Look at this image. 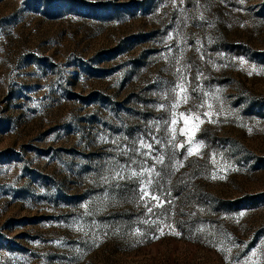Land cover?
Segmentation results:
<instances>
[{"label": "rangeland", "instance_id": "rangeland-1", "mask_svg": "<svg viewBox=\"0 0 264 264\" xmlns=\"http://www.w3.org/2000/svg\"><path fill=\"white\" fill-rule=\"evenodd\" d=\"M0 264H264V0H0Z\"/></svg>", "mask_w": 264, "mask_h": 264}, {"label": "snow or ice", "instance_id": "snow-or-ice-1", "mask_svg": "<svg viewBox=\"0 0 264 264\" xmlns=\"http://www.w3.org/2000/svg\"><path fill=\"white\" fill-rule=\"evenodd\" d=\"M190 154H192L191 150H190ZM145 195H147V193H145ZM149 211H151V209H149Z\"/></svg>", "mask_w": 264, "mask_h": 264}]
</instances>
